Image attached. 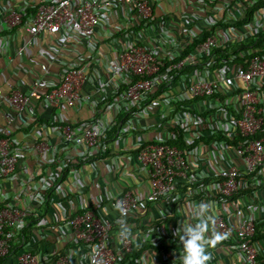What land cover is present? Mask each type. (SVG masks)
<instances>
[{"label":"built area","instance_id":"built-area-1","mask_svg":"<svg viewBox=\"0 0 264 264\" xmlns=\"http://www.w3.org/2000/svg\"><path fill=\"white\" fill-rule=\"evenodd\" d=\"M156 5L46 0L5 16L8 29L54 36L59 46L83 43L91 54L65 64L46 92L38 80L27 93L0 89L8 125L33 123L59 141L33 131L25 150L10 126L0 128V184L16 182L28 151L45 171L25 207L0 200V264H118L145 244L131 264H182L175 232L198 222L201 203L205 236L222 237L206 246V264L223 254L231 264H264V0H185L165 15ZM102 61L113 86L96 98L82 94L95 81L89 67ZM89 102L91 118L68 114ZM41 103L52 112L37 120ZM105 163L111 178L95 199L89 175ZM53 206L57 220L48 218ZM51 237L48 251L28 249Z\"/></svg>","mask_w":264,"mask_h":264},{"label":"crops","instance_id":"crops-1","mask_svg":"<svg viewBox=\"0 0 264 264\" xmlns=\"http://www.w3.org/2000/svg\"><path fill=\"white\" fill-rule=\"evenodd\" d=\"M46 0H0V89L3 93H8L10 90H19L23 93H27L34 81L38 80L42 83L40 88L41 92H46L51 88L52 83L57 79L58 72L67 63L79 64L90 57V51L85 44L79 43L75 45L59 46L54 40V36L47 34L38 37L31 36L24 29L19 27L8 29L3 23L5 16L10 10L16 7H22L23 5L34 6L40 2ZM156 11L159 15L175 14L177 11L183 10L185 6V0H155ZM104 52L107 51L106 46H102ZM42 66H46L47 72L41 69ZM95 73V81L87 82L81 89L82 94H93L94 98L98 96L97 92H102L103 89L110 90V86L114 82L108 83L106 79L109 78L110 72L105 62H99L98 64L89 67L86 72ZM114 81V80H113ZM118 82V80H115ZM113 86V85H112ZM49 112L52 110L45 106L43 103L39 104L36 111V119L50 117ZM66 109L64 114H66ZM68 114L75 120L89 119L94 110L92 108V102H89L88 106L77 108L76 106L71 110H68ZM12 116V110L6 105L0 103V128L10 126L13 136L23 144L25 150L30 148V144L33 140V131L40 132V135L48 137L51 144H59L58 137L51 132L44 131L40 126L34 128L36 125L33 123L29 127L20 128L18 122L15 120L7 124V115ZM52 118V117H51ZM153 123V122H152ZM38 125V124H37ZM139 138L138 136L128 140L130 145H133ZM145 139H151V135L145 136ZM58 141V142H57ZM56 142V143H55ZM31 149V148H30ZM32 150V149H31ZM35 152L28 151L24 157L21 158L16 168V182L3 181L0 184V200L5 198L10 203H17L21 207H25L27 197L32 193L33 187L39 186V178L45 174L44 169H40L36 164ZM100 170L96 173L89 175L90 186L87 193L92 198H99L104 190L107 189L105 180H109L110 166L108 163L102 164ZM124 180L120 181V184H124ZM32 205L29 202V206ZM36 209L37 206H34ZM52 211V218L48 214V218L51 220H57L60 217V209L53 206L50 208ZM63 210V209H62ZM110 218H115L117 214L112 209L107 208ZM155 217V215L153 214ZM149 219V217L147 218ZM159 223V222H158ZM146 219H143V225H147ZM160 227L166 228L167 224L159 223ZM53 237L47 240L46 244L40 243L38 246L35 244L30 245L28 249L33 252H39L41 254V248L48 251L53 244ZM50 242V243H49ZM150 257L149 255H147ZM229 256L218 257V261L215 264H231ZM212 264L215 259H211ZM44 264H52L46 262ZM76 264V263H75ZM210 264V263H209Z\"/></svg>","mask_w":264,"mask_h":264},{"label":"clouds","instance_id":"clouds-1","mask_svg":"<svg viewBox=\"0 0 264 264\" xmlns=\"http://www.w3.org/2000/svg\"><path fill=\"white\" fill-rule=\"evenodd\" d=\"M207 208L208 205L199 204L198 208L194 210L198 222L188 225L182 223V226L175 232V234H179V241L183 248L182 264H206L210 258L205 250L206 246L214 247L222 239L218 233L205 236L209 230L210 220L206 214Z\"/></svg>","mask_w":264,"mask_h":264},{"label":"trees","instance_id":"trees-1","mask_svg":"<svg viewBox=\"0 0 264 264\" xmlns=\"http://www.w3.org/2000/svg\"><path fill=\"white\" fill-rule=\"evenodd\" d=\"M159 223H161V222H159ZM158 223V224H159ZM160 225V224H159ZM149 247V245L148 244H145V245H143V246H141V249L138 251V252H133V254L132 255H127V256H125V257H123L121 260H120V262L118 263V264H131L132 263V259H133V257L135 258V257H138L141 253H142V251L144 250V249H146V248H148ZM17 252L18 251H21L20 249H18V250H16Z\"/></svg>","mask_w":264,"mask_h":264}]
</instances>
